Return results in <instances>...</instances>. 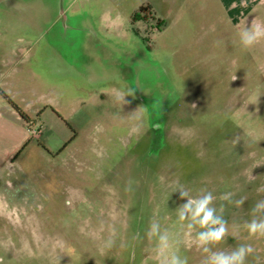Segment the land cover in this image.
I'll return each mask as SVG.
<instances>
[{
	"label": "rangeland",
	"instance_id": "1",
	"mask_svg": "<svg viewBox=\"0 0 264 264\" xmlns=\"http://www.w3.org/2000/svg\"><path fill=\"white\" fill-rule=\"evenodd\" d=\"M253 18L264 0H0V90L31 127L0 172V264H158L153 219L201 264L179 185L223 204L213 250L264 264L243 227L264 200V40L238 35Z\"/></svg>",
	"mask_w": 264,
	"mask_h": 264
},
{
	"label": "clouds",
	"instance_id": "2",
	"mask_svg": "<svg viewBox=\"0 0 264 264\" xmlns=\"http://www.w3.org/2000/svg\"><path fill=\"white\" fill-rule=\"evenodd\" d=\"M240 43L243 48L248 49L264 40V21L253 18L250 23H246L242 31L239 32ZM118 99L122 102L124 95ZM194 107V105H193ZM130 190V188L128 189ZM179 191L180 198L186 200L175 209L178 221L187 229L185 236L191 238V242L203 254L201 264H247L248 257L253 253L250 244L240 243L230 251L213 250L218 245L225 243L229 236L228 223L224 218V206H220V214L217 215L214 201L216 197L210 191L201 190L196 196L189 195V191L182 185L177 186L173 191ZM231 193L224 194L221 200L231 202ZM244 200L236 201V204L243 205ZM251 219L243 225L250 237H264V200L257 201L250 210ZM186 222V223H184ZM236 231L232 233L237 237L239 226H235ZM197 229H200L197 231ZM193 232L195 235L193 236ZM147 236L155 241V252L158 264H188L186 257H181L178 252V245L181 240L173 241L167 228L162 229L158 221L153 219L148 228Z\"/></svg>",
	"mask_w": 264,
	"mask_h": 264
},
{
	"label": "crops",
	"instance_id": "3",
	"mask_svg": "<svg viewBox=\"0 0 264 264\" xmlns=\"http://www.w3.org/2000/svg\"><path fill=\"white\" fill-rule=\"evenodd\" d=\"M5 91L7 92L8 89L5 88ZM29 123L25 122L8 101L0 96V172L7 165H11V162L27 147L31 138L28 131L31 128Z\"/></svg>",
	"mask_w": 264,
	"mask_h": 264
},
{
	"label": "trees",
	"instance_id": "4",
	"mask_svg": "<svg viewBox=\"0 0 264 264\" xmlns=\"http://www.w3.org/2000/svg\"><path fill=\"white\" fill-rule=\"evenodd\" d=\"M151 8L149 6H141L139 9L132 15V21L140 20V19H145L148 15L151 16L150 14ZM148 14V15H147ZM0 96H2L4 99L8 101V103L17 111L19 116L25 121L28 122L27 116L14 104L8 96L0 90Z\"/></svg>",
	"mask_w": 264,
	"mask_h": 264
}]
</instances>
